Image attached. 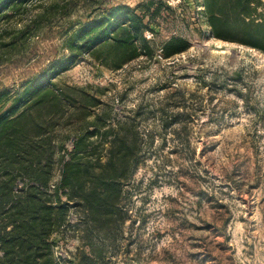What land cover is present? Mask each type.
I'll return each mask as SVG.
<instances>
[{"label":"rangeland","instance_id":"1","mask_svg":"<svg viewBox=\"0 0 264 264\" xmlns=\"http://www.w3.org/2000/svg\"><path fill=\"white\" fill-rule=\"evenodd\" d=\"M149 1H11L0 10V115L70 54L82 23L116 5ZM153 1L164 6L145 31L151 54L115 69L105 51L77 52L52 78L63 87H86L113 110L112 120L126 116L153 131L126 188L127 219L114 243L105 240L104 264H264V50L213 36L205 0ZM242 24L233 26L243 40ZM172 36L190 47L167 58L163 45ZM177 111L188 125L180 137L162 125ZM60 177L57 168L53 183ZM77 219L73 211L69 220ZM81 234L54 233L57 264H78L81 251L95 258ZM102 239L93 235L95 244Z\"/></svg>","mask_w":264,"mask_h":264},{"label":"trees","instance_id":"2","mask_svg":"<svg viewBox=\"0 0 264 264\" xmlns=\"http://www.w3.org/2000/svg\"><path fill=\"white\" fill-rule=\"evenodd\" d=\"M11 1L0 0V10ZM261 5L260 0H205L211 34L264 50V19L259 23L256 18L263 16L258 13ZM163 6L153 0L136 8L120 4L82 23L68 45L70 54L0 115V264H57L53 235L66 229L81 231L95 254L92 258L81 251L78 264H104L105 240L114 243L127 219L126 188L146 159V135L152 143L153 131L145 132L126 116L112 120L113 110L86 87H63L52 78L82 51H105L115 69L151 54L145 31ZM234 23H243L247 39L235 37ZM189 47L186 38L172 36L163 45V55L168 58ZM184 115L177 111L165 118L163 128L180 137L188 131L180 119ZM57 168L61 177L53 183ZM73 211L76 223L69 220ZM94 234L103 243L95 244Z\"/></svg>","mask_w":264,"mask_h":264}]
</instances>
